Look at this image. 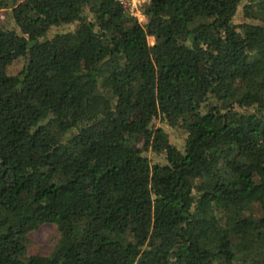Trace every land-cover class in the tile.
<instances>
[{"label":"trees","instance_id":"obj_1","mask_svg":"<svg viewBox=\"0 0 264 264\" xmlns=\"http://www.w3.org/2000/svg\"><path fill=\"white\" fill-rule=\"evenodd\" d=\"M0 11V264H264V0Z\"/></svg>","mask_w":264,"mask_h":264},{"label":"rangeland","instance_id":"obj_2","mask_svg":"<svg viewBox=\"0 0 264 264\" xmlns=\"http://www.w3.org/2000/svg\"><path fill=\"white\" fill-rule=\"evenodd\" d=\"M3 18H4V12L0 11V22L3 20ZM72 28L73 26L69 25L58 28L57 30H61V29L71 30ZM57 30H51L49 32V35H52ZM147 41L148 43H150L151 40L148 38ZM11 45H12V39L6 41L0 40V51L8 48ZM19 68H20V63L15 62L8 68V72L10 74H13ZM167 133L169 135L170 141L177 147H180L182 143V137L178 136L177 135L178 133L175 131H167ZM57 239L58 237L53 225L47 223L38 224L33 229H31L26 236V243H25L26 254L27 255L47 254L55 245Z\"/></svg>","mask_w":264,"mask_h":264},{"label":"built area","instance_id":"obj_3","mask_svg":"<svg viewBox=\"0 0 264 264\" xmlns=\"http://www.w3.org/2000/svg\"><path fill=\"white\" fill-rule=\"evenodd\" d=\"M129 15L134 16L137 20L142 21L140 8L145 3V0H115Z\"/></svg>","mask_w":264,"mask_h":264}]
</instances>
